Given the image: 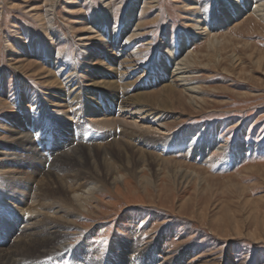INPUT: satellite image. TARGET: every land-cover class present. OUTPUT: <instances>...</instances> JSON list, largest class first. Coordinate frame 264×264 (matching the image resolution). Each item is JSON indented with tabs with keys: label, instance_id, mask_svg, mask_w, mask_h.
<instances>
[{
	"label": "rangeland",
	"instance_id": "374dc122",
	"mask_svg": "<svg viewBox=\"0 0 264 264\" xmlns=\"http://www.w3.org/2000/svg\"><path fill=\"white\" fill-rule=\"evenodd\" d=\"M244 2L0 0L1 188L13 174L28 172V149L13 136V127L20 123L26 131L37 118L38 127L26 134L40 139L46 153L68 154L78 141L104 146L128 134L142 149L182 164L171 172L157 165L143 169L154 187L129 170L123 171L129 179H108L87 203L89 210L71 207L74 222L50 240L54 245L43 244L47 248L39 256L34 248L31 257H15L14 264H264V20L251 10L223 19ZM97 19L110 30L133 19L129 33L137 30L132 40L138 59L130 71L122 64L129 50L113 48L93 24ZM214 36L218 43L212 48ZM184 39L191 49L174 52ZM187 53H194L185 75L196 88L197 106L176 92L173 109L159 113L166 127L117 110L116 97L137 94L139 83L157 92L171 81L160 69L163 54L181 60ZM67 109L74 110L72 118L63 115ZM106 118L116 121L105 125ZM65 123L85 130L84 137L70 140L61 131L76 130ZM80 168L91 171L75 163L61 175ZM14 198H0L6 207L0 209V225L7 217H23L17 228L26 229L44 216L39 203ZM51 218L61 222L60 215ZM6 234L0 230V249L8 246L2 244L10 241Z\"/></svg>",
	"mask_w": 264,
	"mask_h": 264
},
{
	"label": "bare ground",
	"instance_id": "6f19581e",
	"mask_svg": "<svg viewBox=\"0 0 264 264\" xmlns=\"http://www.w3.org/2000/svg\"><path fill=\"white\" fill-rule=\"evenodd\" d=\"M244 1L245 2L243 3L242 6L231 8L229 11H226L225 9L226 12L224 11L225 13L223 15V19L230 21V20L236 19V17H238L241 13L248 12L251 10L258 18H261L264 20V5L262 3H260L259 1L257 3L254 0H250V1L244 0ZM204 21H207L206 18ZM132 22H133V19L127 21L121 28H118L116 26L112 30H110L107 27V24L104 23L101 19H97L95 23H93L97 28H99V31L102 32L101 34L105 38L107 37V40H109V43L111 44L113 48L119 47L122 49L129 50L128 55L125 58V61L122 62V64H125L124 67L127 71L128 70L130 71L135 66V60L138 59V55L136 53L138 48L136 47L135 42L132 40L134 39V36L136 34L135 32L137 30L129 33V30L130 31L132 30L131 27L134 24ZM181 43H182V46L180 47L177 46L174 52H178V51L181 52L180 51L181 48L188 49V46L189 48L191 47L190 40L184 39ZM209 43H210V46L214 48V47H217L218 41L216 40L215 42V36H214L213 39ZM111 50L113 51L114 49H111ZM193 58H194V53H187V55L181 60L175 59V58H166V56H164L163 54V56L159 60L161 63L160 69L165 71L164 74L171 76V81L163 85L164 88H161L157 92H153L151 90L146 89V85L148 82L147 83L145 81L142 82V83H146L145 86L139 83L137 85L138 87L137 86L136 87L141 88V91L137 92V94L129 95L124 99H120V96L116 97L117 99L115 102L118 103L117 110L125 111L128 114L138 113L139 117L142 119L145 118L147 122L157 121L161 123L162 127H166L167 122H163L161 120L162 116L159 113H162V111L167 110V109H173L174 106L173 105H172L173 107H170V106L173 103L172 100H173V97H175L176 92L181 94L182 99H185L189 101L190 103H194V105H196L199 101V99L197 100L195 96L196 88L193 87V84L191 85V82L187 77L189 73L188 69H190V65L193 64L192 63L194 60ZM59 102L64 103V100L60 99ZM105 102L106 104L102 106H105L108 108L109 103L107 101ZM91 110L92 109L89 108V111ZM33 113L37 115V111H34ZM63 115L67 116L68 118H72L75 115V113H74V110L69 112L67 109L66 113H63ZM110 119L106 118L105 120H102L101 122L104 123L105 125L106 124L112 125L113 123H115L116 120L114 121ZM133 121H134V124L138 125L137 120H133ZM38 122H39V118L33 120L32 122H30L31 127L29 128H31V130H34L33 127L35 126L38 127ZM65 124L67 125V123ZM19 125L20 123H18L16 128L13 127V131H14L13 136L17 138L18 142L22 146L27 147L28 149L27 150L28 154L24 161V163H26L28 172H26L27 170L24 172H21V175L26 172L25 174L22 175V177H20L21 176L20 174L18 176L16 174H13V177L11 176L12 178H10L9 181L7 182V186L1 185L6 190L0 187L1 189L0 198L7 195L9 197L15 196L14 199L18 200L19 202H23L22 199L31 201L32 203H35V204L37 202L40 205L39 206L40 212L44 211V216H42V218L38 219L37 221L35 220V222L33 223L31 222L28 223L27 225L28 227H25L26 229L17 228V222L19 220H22L23 217H21L20 219H17V217H12V218L7 217L2 220V223L0 225L1 232L3 231L7 232L6 235L10 236V241H12L13 239H16V240H13V242L9 241V242L2 243L3 246L4 244H7L8 246L4 249L3 248L0 249V264H14L15 262L14 260H16L15 257L19 259L31 257L33 256L31 254L34 248L35 249L38 248V250L34 252L36 254L39 253L38 254L39 256L41 250L42 249L44 250L47 248L43 244H50V243L53 244L50 240L58 238L59 237L58 235H63L61 230L63 228H66V226L68 227V225L71 226L72 223L74 222L73 213L72 211H70L71 207L74 208V204H75V206L77 205L80 209L87 208V210H89L87 203H89L91 198L95 196V194L98 191H100L101 187H103L102 185H105L108 179H111L114 182L129 179V176L127 177L126 173H123L124 170L125 171L129 170V174L133 178H135L137 181L139 182L142 181L145 184V186L151 185L152 187H154L156 185L155 184L156 181H154L150 175H147V174L143 175L141 173L143 169L146 168V169L152 170L154 165H157L160 170L165 169L167 172L173 171L172 170L173 166H175L176 169H182V164L179 161H173L171 159L162 158L160 155L157 156L153 152L147 149L146 150L142 149L141 147L138 146L137 142L135 143L134 137L128 134H122L119 138L115 139V141L107 144L109 145V147L107 145L82 146L79 144V141H78L76 143L78 144L76 146L77 148L70 150V152L68 150L69 152L68 154H66V152H62L60 154H58V152L46 153L42 148L38 147L40 139L35 140L34 138L31 137V135L29 137V134H26L27 133L26 131H28L29 128L27 129L25 127L26 131H23V130H20L19 127L21 125L20 126ZM67 126L72 127L71 130H76L77 132V134L74 131L69 132L68 131L70 130L69 127L67 128L68 132H66L65 130L61 131L66 136L70 137V140L72 139L71 137H75V139L76 138L79 139V137H82V136L84 137L85 130H81L82 132L81 133L80 131H77V125L73 126L69 124ZM80 127L82 126L80 125ZM147 129L149 130L154 129V130L160 131V127H156V126L154 127L150 125L147 126ZM68 133L70 134L75 133V135H69ZM90 141L92 142V140ZM188 141H189L190 147L191 146L193 147L195 145L194 140L191 137H189ZM65 144H68V143H65ZM11 148H14V147H11ZM59 149H55V150L58 151ZM164 149L165 148H163L162 151H164ZM204 149L209 151L211 149V146L206 145ZM217 149H220V147H217ZM114 151H116L117 156L119 157V160L123 161L122 165L115 159ZM11 153H12V150H11ZM65 163H68V164H65ZM75 163H79L80 165H83V164L90 165L91 171L84 170L85 168L84 169L80 168V169H77L74 172V174L69 173V174L61 175V172L63 169H66L67 166L75 164ZM6 168L11 169L13 168V166L2 167L1 169L4 170ZM188 173L189 171H187L184 175ZM193 174L196 175L197 171H192V176H194ZM170 175L174 177L175 180H177L176 174L171 173ZM146 189H148V187ZM38 198H40L42 202L41 201L39 202V200H37ZM0 209L6 210L5 205H2L1 203ZM37 211L39 210L37 209ZM52 214L60 215L61 222L58 221L59 218L58 220L52 219L51 218ZM58 251L60 252V249Z\"/></svg>",
	"mask_w": 264,
	"mask_h": 264
}]
</instances>
